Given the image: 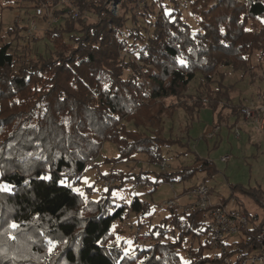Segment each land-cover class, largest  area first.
<instances>
[{"label": "trees", "instance_id": "1", "mask_svg": "<svg viewBox=\"0 0 264 264\" xmlns=\"http://www.w3.org/2000/svg\"><path fill=\"white\" fill-rule=\"evenodd\" d=\"M3 1L28 16L5 32L0 22V185L12 188L0 191V264H215L204 210L185 212L187 202L161 208L167 214L159 217L154 202L142 199L161 183L190 182L198 174L205 176L197 185H206L218 174L215 163L196 155L169 172L137 166L143 160L160 163L166 149L187 145L162 133L165 118L174 119L179 109L196 116L209 107L214 114L225 100L222 107L229 104L236 123L242 117V103L229 102L223 70L243 71L251 85L259 72L264 77V0ZM113 4L120 5L117 15ZM41 6L44 13L37 16ZM55 17L59 21L51 22ZM35 18L49 27L29 36ZM43 39L52 43L54 55L33 57V43ZM197 74L203 79L200 95L188 104L192 96L186 93ZM169 98L175 104L166 106ZM107 142L118 153L105 158L111 167L101 178L113 176L118 185L95 198L96 185L83 188L82 178ZM127 164L131 169L117 167ZM131 179H147L151 187L144 184L120 207L111 195L132 194ZM236 194L257 204L264 199L261 187L231 186L221 201L234 198L249 216ZM127 210L152 236L149 246L134 241L127 248L126 238L113 231L129 217L123 215ZM13 222L18 229L10 227ZM261 224L226 239L220 262L258 250Z\"/></svg>", "mask_w": 264, "mask_h": 264}, {"label": "rangeland", "instance_id": "2", "mask_svg": "<svg viewBox=\"0 0 264 264\" xmlns=\"http://www.w3.org/2000/svg\"><path fill=\"white\" fill-rule=\"evenodd\" d=\"M9 4L14 5L4 1L0 3V22L2 23L4 32L15 21H26L28 16L25 15L24 9L7 8L6 6ZM182 5L183 7L186 6L185 3H182ZM111 8H113L112 11L114 14L117 15L120 13V5L114 4L113 7L111 5ZM28 14L31 16L34 14L31 7L29 8ZM185 17L190 19L188 13H185ZM90 20H93V18L90 17ZM32 23L35 24L36 32L38 33H43L49 27L48 22L40 18L32 19L30 24ZM5 37L6 41L10 40V37ZM32 49L33 57H49L55 53L52 43L47 39L33 43ZM123 56H125L124 52L122 54ZM223 71L225 72L223 83L227 88H230L228 89L227 95L230 104L236 105L242 103L240 110L244 107L252 110H260V108L264 107V77L260 72L257 74L255 85H251L248 75L243 71L235 72L231 68H226ZM130 74L131 72L127 71L125 76H129ZM216 79H218V76ZM202 80L201 75L197 74L196 78L190 83L186 96L188 99L192 96L193 100H187L188 104H192V101L198 99V95H200L199 86ZM94 86H96L95 83ZM211 88L212 91L217 90V82L213 83ZM204 99V102H208L210 95L205 96ZM164 104L171 106L175 104V100L172 98L166 99ZM224 104L225 100L220 102V104L217 103L214 114L209 107H203L196 116H190L179 109L176 111L174 119L165 118L162 132L166 137L172 136L181 139L183 143H187L186 146H175L165 150V160L169 163L170 168L164 172H169L180 166L191 164L195 160L196 155L212 160L215 163L218 174L206 184L213 189V191H210V200L213 203L223 198H228L231 195L232 185H240L245 188L261 187L264 191V125L261 128L258 123L252 119H247L241 113L242 117L237 122H240L238 124L239 126L235 128L237 123L232 108H230L229 104L222 107ZM261 115L263 119V113ZM126 124L129 129H134L132 123ZM117 153V146L107 142L104 144L100 155L94 157V162L92 158L87 164V170L82 178V187L96 185V193L93 197L98 198L101 195L102 188L96 181L101 179L102 174L108 173L111 167V164L104 161L105 158H112ZM225 156H229L227 162L222 161V158ZM117 167L128 170L131 169L132 164L119 165ZM140 168H148L154 172H163L160 168L153 166V163L148 164L144 160L138 164L137 169L139 170ZM204 176L205 174H198L190 182L174 183V185L171 183H161L155 193L142 196V199L152 200L154 202V207L157 208L159 217L162 216V213L166 215L167 211L162 210L160 205L163 202L173 199L175 194L179 197L177 199L178 205L187 203L190 201L186 196L188 190L192 186L199 184ZM141 192V189L139 191H133L132 194H130V190H118L115 192V195L128 202L133 195L140 194ZM235 197H238L242 207L247 208L250 212L262 213V209L257 205L261 206V203H264V199H261L257 204L239 194H236ZM137 221L134 216H129L126 220L118 221L113 226V231L120 233L126 238L127 248H133L135 246L131 226L132 224H136ZM233 239L235 238H228V242H231ZM208 253L212 255L213 251H208ZM218 264H224V262Z\"/></svg>", "mask_w": 264, "mask_h": 264}, {"label": "built area", "instance_id": "3", "mask_svg": "<svg viewBox=\"0 0 264 264\" xmlns=\"http://www.w3.org/2000/svg\"><path fill=\"white\" fill-rule=\"evenodd\" d=\"M71 2V0H60L61 5H67ZM114 5V4H113ZM112 5V7H113ZM44 7L36 8L37 16H41L44 13ZM113 10V8H112ZM73 18L80 17V12L75 11L72 14ZM59 21L58 18H53L51 22L57 23ZM17 22H20L19 20ZM36 31L35 24H30V29L28 30V35L32 36ZM260 111V112H259ZM241 113L249 120H254L256 123L263 128L264 118L262 119V113L264 115V107L260 108V110H252L248 107H244L241 110ZM213 137V136H211ZM229 160V156H225L222 158L223 162H227ZM94 162V158L92 159ZM153 166L158 167L161 171H168L170 168L169 163L166 160L162 162H154ZM100 187L104 190H115L118 183L115 177L110 176L108 178H101L99 180ZM151 187V183L144 179L142 181H137L134 179L129 180V185L132 191H139L143 185ZM174 185V183H171ZM186 195V194H185ZM190 201L189 207L185 210V212L192 211L195 208L202 209L206 212V219L208 221V242L209 248L213 251L211 256L214 260H216L215 264L221 263L220 258L224 256L228 250V247L225 243L228 238H238L245 229L250 227H254L255 225H259V233L258 240L261 247L253 251L247 255H238L235 258L226 257L222 261L224 264H264V203L262 202L261 206L258 205L262 209V213H254L250 212L251 216H249L248 212L244 208H240L236 205L235 199H231L227 204H224L221 200H218L216 203H213L210 200V187L208 185H196L192 186L186 195ZM179 197L174 196L173 199L163 202L160 206L161 208L173 207L178 205ZM111 199L114 203L119 205L120 207H126L127 202L124 199L118 198L115 193H112ZM131 214L130 210L123 215L129 216ZM131 229L133 231V239L134 241L140 245L142 248L149 246L153 242V238L151 235L146 233L143 227L139 224H132ZM215 250V251H214ZM191 254L188 253L187 257H190Z\"/></svg>", "mask_w": 264, "mask_h": 264}, {"label": "snow or ice", "instance_id": "4", "mask_svg": "<svg viewBox=\"0 0 264 264\" xmlns=\"http://www.w3.org/2000/svg\"><path fill=\"white\" fill-rule=\"evenodd\" d=\"M180 63H181V64H185L186 62L183 61V60H181ZM105 87H107V85H105ZM117 119H118V118H117ZM41 179H45V180H47V179H49V177L44 176V177H41ZM25 183H27V181H25ZM61 183H63V182L61 181ZM0 191L11 192V191H12V188H11L8 184H4V185H0ZM10 227H11L12 229H18V228H19V225H18L17 223L13 222V223L10 225ZM97 243H101V242L98 240ZM49 244H50V245H53V242H52V241H49ZM52 250H53L52 247H50V248H49V251L51 252Z\"/></svg>", "mask_w": 264, "mask_h": 264}, {"label": "crops", "instance_id": "5", "mask_svg": "<svg viewBox=\"0 0 264 264\" xmlns=\"http://www.w3.org/2000/svg\"><path fill=\"white\" fill-rule=\"evenodd\" d=\"M229 119V118H228ZM229 121V120H228ZM240 123V122H239ZM239 123H237L236 125H235V128L237 127V126H239L238 124ZM244 124H247L246 122H243ZM193 162V161H192Z\"/></svg>", "mask_w": 264, "mask_h": 264}]
</instances>
